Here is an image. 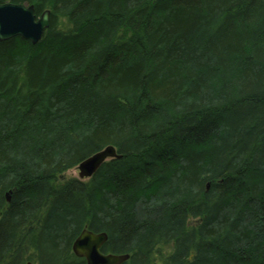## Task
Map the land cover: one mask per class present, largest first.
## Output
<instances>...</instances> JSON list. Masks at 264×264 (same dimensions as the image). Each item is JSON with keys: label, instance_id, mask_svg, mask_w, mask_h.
Masks as SVG:
<instances>
[{"label": "trees", "instance_id": "1", "mask_svg": "<svg viewBox=\"0 0 264 264\" xmlns=\"http://www.w3.org/2000/svg\"><path fill=\"white\" fill-rule=\"evenodd\" d=\"M0 2L50 11L0 41V264H86L85 227L122 264H264V0Z\"/></svg>", "mask_w": 264, "mask_h": 264}, {"label": "water", "instance_id": "2", "mask_svg": "<svg viewBox=\"0 0 264 264\" xmlns=\"http://www.w3.org/2000/svg\"><path fill=\"white\" fill-rule=\"evenodd\" d=\"M49 9L39 17L35 15L34 6L22 3L0 2V41L21 36L35 44L49 26ZM120 157L113 145L92 153L76 166L78 178L90 177L107 159ZM9 201V194H6ZM107 240L105 232L95 233L86 227L82 229L72 244L73 253L83 257L86 264H122L129 259V253H103L102 245ZM26 264H32L28 261ZM156 264H164L157 262Z\"/></svg>", "mask_w": 264, "mask_h": 264}, {"label": "rangeland", "instance_id": "3", "mask_svg": "<svg viewBox=\"0 0 264 264\" xmlns=\"http://www.w3.org/2000/svg\"><path fill=\"white\" fill-rule=\"evenodd\" d=\"M71 177H77L78 178V173H77V168L76 167H73V168H70L68 170H66L65 172H63L59 179L60 180H64V179H68V178H71Z\"/></svg>", "mask_w": 264, "mask_h": 264}]
</instances>
